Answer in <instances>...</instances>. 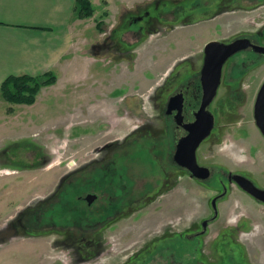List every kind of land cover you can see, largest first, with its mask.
<instances>
[{
  "label": "rangeland",
  "instance_id": "1",
  "mask_svg": "<svg viewBox=\"0 0 264 264\" xmlns=\"http://www.w3.org/2000/svg\"><path fill=\"white\" fill-rule=\"evenodd\" d=\"M145 10L149 22L130 17ZM103 12V57L88 83L68 86L67 94L40 90L36 104L12 105V112L5 103L12 115L0 120V236L19 209L43 200L69 172L74 187L89 184L88 192L98 193L89 209L110 200L116 207L83 219L78 200L69 211L44 212L33 235L0 238V264H264V203L227 181L234 173L264 190V137L253 117L264 59L237 54L224 66L212 106L216 126L197 152V163L211 171L207 180L172 165L169 148L158 150L170 121L162 106L148 110L152 97H163L155 87L171 68L165 92L198 75L209 40L264 34V0H118ZM110 141L123 143L117 158L111 148L101 162L76 168ZM99 180L103 189L93 185ZM213 210L216 219L199 236Z\"/></svg>",
  "mask_w": 264,
  "mask_h": 264
},
{
  "label": "crops",
  "instance_id": "2",
  "mask_svg": "<svg viewBox=\"0 0 264 264\" xmlns=\"http://www.w3.org/2000/svg\"><path fill=\"white\" fill-rule=\"evenodd\" d=\"M75 1L0 0V85L10 75L54 74L55 81L40 90L59 88L67 94L68 86L76 91L89 82L97 59L103 57V11L118 0H89L94 11L84 18L77 16ZM5 103L0 95L1 122L12 115L5 113Z\"/></svg>",
  "mask_w": 264,
  "mask_h": 264
},
{
  "label": "flooded vegetation",
  "instance_id": "3",
  "mask_svg": "<svg viewBox=\"0 0 264 264\" xmlns=\"http://www.w3.org/2000/svg\"><path fill=\"white\" fill-rule=\"evenodd\" d=\"M133 16H136L134 18L136 20H142L144 18H148L147 22H149L150 19L152 18V17H150V12L148 10L143 11L141 15H131L130 17H133ZM263 35L264 34L262 32H260V33H258V35L247 34L244 36L243 35L239 36L236 39L247 38V39H249V41L253 45L257 44V45L264 46V40H262V37H264ZM236 39H232V40L228 41V40H224L223 38L217 37V38H213L211 40H216V41L220 40V41H224V42H221L223 44H229L230 42H232ZM103 41H106V39L104 38ZM253 45L239 50L238 52L230 55L224 61V64L221 68V76H220V82H219V85L217 88V93H218L219 87L221 86V84L223 83V80H224L223 79L224 78L223 77L224 66L226 65V68H227V63L229 64L230 62H233V61H231L230 58L234 57V55L238 54L237 55V58H238L240 55H243V53H244L242 58L244 56H246V58H248L249 60H251L253 58L255 59L257 57H261L264 59V55L255 51ZM245 53H247V55H245ZM204 57H205V52H204V48H203L202 59H200V66L198 68V75L196 74L198 77L197 76L192 77L188 81L179 84L178 86L174 87L173 91H171V92H169V90L167 92H165V87L169 86L170 81L172 83L171 85H173V80H171L172 79L171 77H173V69L174 68H171L169 71H171V70L172 71L168 72L165 75L164 82L162 84H160L159 86L155 87V93L158 92V95H161L163 97L160 100H159V97H156V96L152 97L151 98L152 102L151 103L149 102L150 104H148L149 105L148 110H149V108L150 109L152 108L151 113H155L154 106H157V105H159V107L162 106V114H164L165 117H167L169 119L170 122L166 123V126L163 127V129L165 131V135H166V137H168L164 140L162 139L164 142H166V145L163 142V146L161 148L158 147V150L161 149V151H162L163 149L169 148L168 153H167V151H165V154H170L169 158L166 155L167 159H169V161L172 163V165H174L176 168L181 169V170H183V169L186 170V169L184 167L178 165L174 161L173 154L175 152V149H176V146H177V143L179 142V140L188 134V126L190 124H192L193 122H195L196 113L201 108L202 98H203V85L201 82L200 71H201V68L203 66ZM245 59H243L241 61V64H240L241 68H243L246 64ZM237 64H239V63H237ZM178 78L180 79V77H178ZM178 78H177V73H176V75H175L176 81ZM174 96H177L179 98V101L172 102L171 100H172V98H174ZM215 98H216V96L209 102V104L206 107V110L208 112H210V114L212 115V126H211L212 128L210 129L208 135L199 143L197 150H196V160H197V152H198L199 147L201 146V144L205 140H207L212 135L213 130L216 126V115L213 113V108H212ZM147 116H150L149 111L147 113ZM153 118H154L153 114H151L150 122H151V119L153 122ZM261 136H263V135L261 134ZM110 142L111 143H107L108 145L103 144V145L99 146L97 158L90 159L88 162L85 161L84 163H82L80 165V167H76V168H78V170H82V169L88 167L89 165L101 162L105 153L108 152L111 148L114 149V152L111 151L113 156H116V158H117V154H119L117 152L120 151L121 145L123 143H121L119 141H114V142L110 141ZM155 153H158V151L156 150ZM46 159H47V156L44 157L43 160L40 161V164L42 162H44V160H46ZM72 163H75V162H72ZM72 163H70V164H72ZM76 165L77 164L75 163V166ZM105 169H106V171H108L109 167L107 168L106 166H104V168L102 170L105 171ZM106 173L107 172H104L103 177L105 176ZM210 173H211V171L209 169V176L207 178H203V179H196L195 178V179L198 181L207 180L210 177ZM71 174H73V173L69 172V173L65 174L64 176H62L61 178H58L56 180V187L54 189H52V192L47 197H45L43 200H39L38 202H36L32 206H29V207L25 206L24 208L19 209L17 217L12 219L9 223L5 224V231L2 233L0 238L5 237L4 240L6 241V239H9L11 237V235H18L21 233L33 235L31 232V229L34 228L35 226L37 228L40 227V225H41L40 223H41L42 218H43L42 217L43 213L44 212H50V211L58 213V211H57L58 206L62 209V211H64V210L69 211L67 207L74 205L75 203L78 204L77 202L81 201L83 205H81L82 208H79V214L82 215V219L84 216L86 217V214H89V217H90L92 211L102 212L105 215V214H107V211L110 212V209L112 210L113 207H116L115 203L114 202L111 203V200H110V202L108 204H102V206H98L99 208L96 210H95V208L89 209L90 205L98 198V196H99L98 193L88 192L89 188H90L89 184H82V185L76 184V187H74L72 177H70ZM233 175H234V173L227 175V181L229 183L230 182L234 183L238 188H240V186L237 184V182L233 179ZM77 178L78 177H76V179ZM112 182H113L114 188L115 189L118 188V192L122 191L121 183L119 185H116L114 182V179H112ZM224 184L225 183L222 180L221 181L222 192L226 193L227 188ZM93 185L97 186L98 188L103 189L104 188V181L99 180L98 184L93 183ZM243 191L247 195H249L250 197L253 198V196L251 194H249L245 190H243ZM113 193H115V190L113 191ZM147 194L148 193H145L144 195H147ZM114 196L116 198V194H114L113 196L112 195L110 196L111 197L110 199L114 198ZM91 197H93V198H91ZM119 198H120V196H119ZM90 199H92V200H90ZM49 201H50V203H49ZM53 203H55L56 205L53 206L51 209H47V207H49ZM213 212L215 213V215H213L214 217L212 216L211 219L206 221L205 226H202V231H200L199 236L204 234L206 229H207V225L210 222H212L214 219H216L217 214H218L217 210H213ZM25 215L31 216V217L26 218V217H24ZM79 217L80 216H78V218ZM77 222L78 221L74 220V223H77ZM199 236L196 235V237H199ZM70 240L73 241L72 239H70ZM135 260H136L135 264H141L143 261L144 262L142 264H145L147 261L145 259H140V260L135 259Z\"/></svg>",
  "mask_w": 264,
  "mask_h": 264
},
{
  "label": "water",
  "instance_id": "4",
  "mask_svg": "<svg viewBox=\"0 0 264 264\" xmlns=\"http://www.w3.org/2000/svg\"><path fill=\"white\" fill-rule=\"evenodd\" d=\"M253 45L248 39H236L229 44L210 41L204 48L205 57L201 68V82L203 85V98L196 121L188 126V134L177 143L173 159L196 178H207L209 170L196 162L195 151L199 143L208 135L212 126V115L206 111V106L213 99L220 81L221 67L224 61L237 51ZM254 50L264 55V46L254 44ZM179 101L177 96L171 100ZM172 104V103H171ZM253 117L256 126L264 136V82L260 86L253 108ZM233 179L246 192L256 199L264 202V190L255 186L251 180L244 176L233 175ZM93 198V197H91ZM92 200V199H90ZM215 209V200L212 201Z\"/></svg>",
  "mask_w": 264,
  "mask_h": 264
},
{
  "label": "trees",
  "instance_id": "5",
  "mask_svg": "<svg viewBox=\"0 0 264 264\" xmlns=\"http://www.w3.org/2000/svg\"><path fill=\"white\" fill-rule=\"evenodd\" d=\"M75 11L78 17L84 18L91 16L94 10L89 0H76ZM55 79L54 74L10 75L2 81L0 95L10 104L8 110L12 112V105L33 103L40 88L53 83Z\"/></svg>",
  "mask_w": 264,
  "mask_h": 264
},
{
  "label": "bare ground",
  "instance_id": "6",
  "mask_svg": "<svg viewBox=\"0 0 264 264\" xmlns=\"http://www.w3.org/2000/svg\"><path fill=\"white\" fill-rule=\"evenodd\" d=\"M7 173H8V171H7Z\"/></svg>",
  "mask_w": 264,
  "mask_h": 264
}]
</instances>
